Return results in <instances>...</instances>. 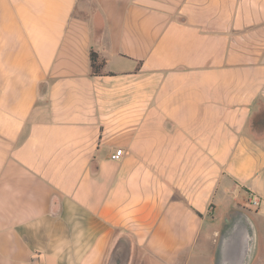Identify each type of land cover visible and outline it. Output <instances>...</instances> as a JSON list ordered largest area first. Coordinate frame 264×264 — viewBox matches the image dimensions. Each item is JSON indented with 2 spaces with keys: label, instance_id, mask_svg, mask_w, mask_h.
Masks as SVG:
<instances>
[{
  "label": "crops",
  "instance_id": "0c3cea01",
  "mask_svg": "<svg viewBox=\"0 0 264 264\" xmlns=\"http://www.w3.org/2000/svg\"><path fill=\"white\" fill-rule=\"evenodd\" d=\"M235 210L264 264V0H0V264H214Z\"/></svg>",
  "mask_w": 264,
  "mask_h": 264
},
{
  "label": "water",
  "instance_id": "95a60500",
  "mask_svg": "<svg viewBox=\"0 0 264 264\" xmlns=\"http://www.w3.org/2000/svg\"><path fill=\"white\" fill-rule=\"evenodd\" d=\"M254 248V224L245 212L235 210L224 218L214 251V264H250ZM128 256V242L120 240L113 249L110 264H125Z\"/></svg>",
  "mask_w": 264,
  "mask_h": 264
},
{
  "label": "trees",
  "instance_id": "16d2710c",
  "mask_svg": "<svg viewBox=\"0 0 264 264\" xmlns=\"http://www.w3.org/2000/svg\"><path fill=\"white\" fill-rule=\"evenodd\" d=\"M89 59H90V72L92 74L103 73L102 69H103L105 60L99 56L98 52L94 50H90Z\"/></svg>",
  "mask_w": 264,
  "mask_h": 264
},
{
  "label": "built area",
  "instance_id": "2783aa9c",
  "mask_svg": "<svg viewBox=\"0 0 264 264\" xmlns=\"http://www.w3.org/2000/svg\"><path fill=\"white\" fill-rule=\"evenodd\" d=\"M112 157L113 158H118L119 157V154H114Z\"/></svg>",
  "mask_w": 264,
  "mask_h": 264
}]
</instances>
